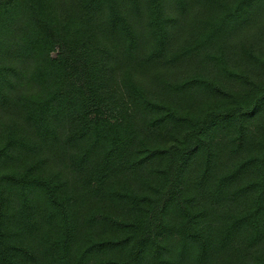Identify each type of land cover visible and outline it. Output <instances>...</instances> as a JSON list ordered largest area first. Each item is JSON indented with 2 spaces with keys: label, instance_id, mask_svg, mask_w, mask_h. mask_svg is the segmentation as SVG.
<instances>
[{
  "label": "trees",
  "instance_id": "obj_1",
  "mask_svg": "<svg viewBox=\"0 0 264 264\" xmlns=\"http://www.w3.org/2000/svg\"><path fill=\"white\" fill-rule=\"evenodd\" d=\"M0 264H264V0H0Z\"/></svg>",
  "mask_w": 264,
  "mask_h": 264
}]
</instances>
